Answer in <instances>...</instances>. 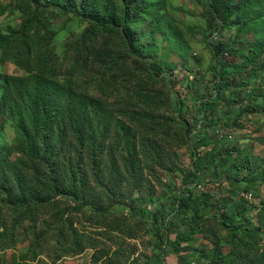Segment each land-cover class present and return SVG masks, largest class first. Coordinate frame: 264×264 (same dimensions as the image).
Segmentation results:
<instances>
[{"label": "rangeland", "instance_id": "rangeland-1", "mask_svg": "<svg viewBox=\"0 0 264 264\" xmlns=\"http://www.w3.org/2000/svg\"><path fill=\"white\" fill-rule=\"evenodd\" d=\"M66 1L67 8L35 11L28 0H0V264H147L152 259L145 226L120 203H128L133 193L165 197L168 171L185 163L199 138L197 131H185L173 112L177 103L168 78L174 75L181 84L187 79L198 85L201 97L218 96L225 119L242 107L251 111L232 128L220 123L205 132L227 160L217 167L224 188L215 192L214 205L253 186V200L241 201L244 228L232 226L233 237L218 215L209 217L184 255L195 251L199 262L206 261L204 254L218 241L226 255L221 264H264V0H217L230 11L229 27L218 37L230 36L227 42L234 46L220 61L207 45L214 41V0H135L140 10L128 35L118 25L107 32L93 27L82 0ZM122 3L90 0L88 5L110 21L122 19ZM26 20L31 25L25 38H2ZM219 64L228 74L216 75ZM40 74L73 85L83 96L81 105L86 96L94 99L88 110L82 108L75 133L56 124V150L41 143L34 150L37 133L24 129L34 111L33 76ZM181 93L192 109L184 117L191 119L200 99L191 89ZM242 93L254 106L240 98ZM45 150L59 156L63 173L70 161L84 165L87 187L74 194L64 186L62 194H48L41 166ZM234 167L243 168L237 176ZM8 199L27 206L14 209ZM88 203L96 208H85Z\"/></svg>", "mask_w": 264, "mask_h": 264}, {"label": "trees", "instance_id": "trees-1", "mask_svg": "<svg viewBox=\"0 0 264 264\" xmlns=\"http://www.w3.org/2000/svg\"><path fill=\"white\" fill-rule=\"evenodd\" d=\"M28 1L33 5L35 11L47 9L55 11L61 7H69L66 0ZM88 2L90 0H82L81 8L86 13V17L93 23V27L102 28L107 32L109 26L116 27L118 25L123 27L121 29L122 35L123 33L128 35V27L131 22L136 21L140 10V6L134 7L135 0H123V9L119 12L122 19L111 16L112 19L107 21L105 20L107 16L95 12V10H90ZM210 9L215 17L216 25L214 26L215 31L211 34L212 37L214 36L212 38L214 41H209L207 45L212 58L220 61L221 57L230 54L232 52L230 50L234 47L231 45L232 43L227 42L230 36L226 41L222 37H218L222 34L221 29L229 27L230 11L227 6L217 0L210 2ZM30 25V20H26L20 29L14 30L9 36H3L2 38L8 40L14 36L25 38ZM215 73L218 77L228 74L227 69L221 67L220 64L216 66ZM235 74H238V71H233V75ZM33 78L36 82L35 95L33 94L34 111L29 115L31 126L25 124L24 129L26 132L30 130L29 128H33L37 133L35 141L32 142L34 150H38L40 143L44 149L56 150L54 147L56 124L61 123L65 131L72 129V132L75 133L78 126V117L83 112L82 108L88 110L90 105L94 103V99L85 95L87 100L84 105H81L83 96L68 82L64 84L56 82L41 74L34 75ZM182 83L181 80L176 78V75L168 78L169 92H172V99L177 103L173 112H175L176 118L183 119L182 128L190 135L193 131H197L198 140L191 144L185 163L175 171H168L169 185L168 187L166 185L168 192L165 193V197L148 194L146 197L139 198L136 193H133L128 203H120V205L128 211L131 218L138 220L147 230L149 246L153 252L152 259L147 264H169L167 259L171 256L186 259L187 261L184 264H221L226 255L220 249L218 241L213 242L212 249L204 254L206 261L199 262L201 260L199 255L195 254V251L192 252V257L184 255L186 248L192 246L196 242V237L204 232V223L209 217L218 215L222 225L229 230L228 234L233 235V237H235V233L232 226H236L240 230L245 225L244 216L242 217L241 214L246 206L241 201L245 202L246 200L241 197L239 190L229 201L227 199L226 203L224 201H219L218 205L213 203V197L217 194L215 192L222 191L224 188L217 167L221 162L227 160L221 158V151L217 143H214L213 139L209 138L205 132L209 126L213 128L220 123H223L225 127L232 128L231 123L235 126L240 117L250 114L251 111L246 110V107H242L233 113V117L225 119L226 116H223L219 111L218 96L201 97L202 93L198 85L189 83L187 79L186 84H184V81ZM184 88L191 89L196 97L200 99V103L193 109L194 114L191 119H188V117L185 119L184 117L185 115L188 116L192 110L186 106L185 99L182 97L181 92ZM224 88H228V86L225 85ZM214 91L220 92V89ZM240 98L248 101L249 104L252 103L250 99H247L246 93H242ZM252 106H254V103H252ZM37 139L39 142H36ZM63 141H65V138ZM44 156L41 166H44L47 172L51 187V189L48 187L50 190L48 194H52L53 191L62 194L65 187L75 194V192L82 191L87 187L90 179L84 165L70 161L66 172L63 173L59 156L46 150ZM241 169L243 168L234 167L232 176H237ZM252 187V185H249L244 189L246 192H251ZM8 205L14 207V209L27 206L25 202H15L12 199H8ZM84 207L91 211L96 208L91 203L84 205Z\"/></svg>", "mask_w": 264, "mask_h": 264}, {"label": "built area", "instance_id": "built-area-1", "mask_svg": "<svg viewBox=\"0 0 264 264\" xmlns=\"http://www.w3.org/2000/svg\"><path fill=\"white\" fill-rule=\"evenodd\" d=\"M241 197L244 198L246 201H251L254 198L251 192L242 193Z\"/></svg>", "mask_w": 264, "mask_h": 264}]
</instances>
